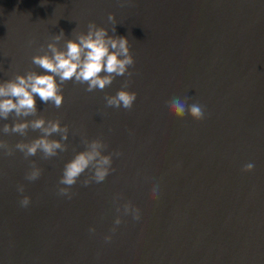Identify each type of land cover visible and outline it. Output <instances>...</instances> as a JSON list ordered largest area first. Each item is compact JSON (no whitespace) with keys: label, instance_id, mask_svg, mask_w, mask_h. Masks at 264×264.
I'll return each mask as SVG.
<instances>
[{"label":"water","instance_id":"95a60500","mask_svg":"<svg viewBox=\"0 0 264 264\" xmlns=\"http://www.w3.org/2000/svg\"><path fill=\"white\" fill-rule=\"evenodd\" d=\"M90 21L129 40L133 75L92 92L68 81L60 108L35 97L28 119L59 118L68 149L47 160L0 154V264H264V0H0V82L43 73L32 63L40 46L63 30V49ZM125 79L133 107H108ZM176 97L202 105L205 118L170 114ZM85 137L121 155L102 183L83 186L82 174L68 199L58 182ZM32 161L42 169L35 181L25 178ZM126 202L139 221L123 215Z\"/></svg>","mask_w":264,"mask_h":264},{"label":"clouds","instance_id":"9594fccd","mask_svg":"<svg viewBox=\"0 0 264 264\" xmlns=\"http://www.w3.org/2000/svg\"><path fill=\"white\" fill-rule=\"evenodd\" d=\"M108 21L115 23V15L108 14ZM115 28L113 32H115ZM63 30L59 34L51 37L45 46H40L42 55H34L32 63L43 69V73L28 71L26 74H17L14 78L0 82V119L7 121L10 116L14 117L11 123H4L0 128L3 134H19L27 136L28 130L39 131L40 135L29 141L21 140L14 146L0 139V154L11 156L15 150L23 153L24 158L42 153V158L47 160L55 157L59 152H65L68 145L64 143L69 138V126L62 125L59 118L46 119L44 116L37 117V107L35 97L45 104H51L55 108L63 105V86L72 81L74 84H86L85 91L103 90L110 86L116 77H131L133 73L129 71L134 66L135 60L130 51L129 40L124 36H110L108 29L98 26L95 22H89L87 32H76V39L64 41L61 49L60 42L64 40ZM34 41H29V44ZM130 80L125 79L122 87L115 95H106V105L108 107L131 109L136 100L137 93L129 91ZM188 98L181 100L176 97L167 104L166 111L177 118H184L186 114L194 120L205 118V109L198 103L188 104ZM59 136V139L52 138ZM85 145L83 151L77 152L74 157L65 164L63 174L58 182V194L68 199L72 198L71 187L86 171L90 173L81 183L88 186L91 183H102L112 168L113 155L119 156L121 153L104 154L107 145L101 139L88 140L82 138ZM254 169L253 163L244 165L242 171L250 172ZM42 174V169L36 166V162H31L30 171L26 173L29 181L37 180ZM24 192V186L19 185L17 189ZM159 185H154L151 190V198L158 199ZM120 197L114 198V202ZM30 204V197L22 196L20 205L27 207ZM117 213L121 212V206L117 205ZM123 215L131 216L133 221L140 220V210L135 208L131 202L122 205ZM122 223L121 216H117L114 225ZM94 232V228L89 229ZM113 232L116 228L113 227ZM106 241L111 240V236L105 237Z\"/></svg>","mask_w":264,"mask_h":264}]
</instances>
